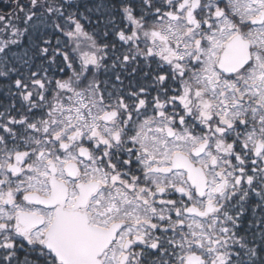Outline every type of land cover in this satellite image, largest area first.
<instances>
[{
    "label": "snow or ice",
    "instance_id": "obj_1",
    "mask_svg": "<svg viewBox=\"0 0 264 264\" xmlns=\"http://www.w3.org/2000/svg\"><path fill=\"white\" fill-rule=\"evenodd\" d=\"M0 264H264V0H0Z\"/></svg>",
    "mask_w": 264,
    "mask_h": 264
}]
</instances>
